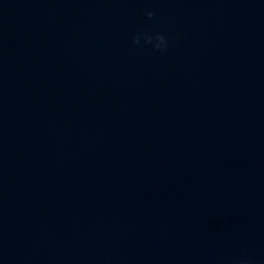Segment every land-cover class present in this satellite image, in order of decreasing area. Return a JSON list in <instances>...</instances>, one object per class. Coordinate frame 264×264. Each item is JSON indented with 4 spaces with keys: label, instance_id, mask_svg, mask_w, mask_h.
<instances>
[{
    "label": "clouds",
    "instance_id": "1",
    "mask_svg": "<svg viewBox=\"0 0 264 264\" xmlns=\"http://www.w3.org/2000/svg\"><path fill=\"white\" fill-rule=\"evenodd\" d=\"M145 14L147 18L151 20L155 17L156 12L154 10H146ZM142 41L146 44L152 45L154 50L159 52L167 51L169 47V39L161 32H140L135 34L132 38L133 45H140ZM236 264H253V260L251 257H241Z\"/></svg>",
    "mask_w": 264,
    "mask_h": 264
}]
</instances>
